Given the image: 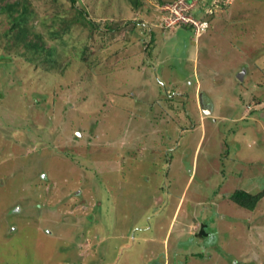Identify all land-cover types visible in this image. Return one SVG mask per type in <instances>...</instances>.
Listing matches in <instances>:
<instances>
[{
	"label": "rangeland",
	"instance_id": "374dc122",
	"mask_svg": "<svg viewBox=\"0 0 264 264\" xmlns=\"http://www.w3.org/2000/svg\"><path fill=\"white\" fill-rule=\"evenodd\" d=\"M174 1L0 0V264H264V0Z\"/></svg>",
	"mask_w": 264,
	"mask_h": 264
},
{
	"label": "trees",
	"instance_id": "16d2710c",
	"mask_svg": "<svg viewBox=\"0 0 264 264\" xmlns=\"http://www.w3.org/2000/svg\"><path fill=\"white\" fill-rule=\"evenodd\" d=\"M12 6H13V4H9V6H7V4L3 5L0 8V12H3V11H6L7 9H10V8H12ZM22 7H23V10L21 11V13L17 17L15 16L14 18H12V20L16 21V23L19 22L18 26H20L19 25L20 23L23 24V22L25 21V6L22 5ZM119 24H120L119 21H113L109 27L111 30H114V29L118 28ZM23 32H25V30L19 29L16 37L19 36V34H22ZM32 46H34V45H32ZM49 55H51L50 51H49ZM259 196H260V193L252 194V193H250L246 190H243V189H236L233 192L231 198L238 205H240L242 207L251 208L259 200Z\"/></svg>",
	"mask_w": 264,
	"mask_h": 264
},
{
	"label": "built area",
	"instance_id": "2783aa9c",
	"mask_svg": "<svg viewBox=\"0 0 264 264\" xmlns=\"http://www.w3.org/2000/svg\"><path fill=\"white\" fill-rule=\"evenodd\" d=\"M217 1L221 3H227L226 0ZM196 2L197 0H175L171 5H167V7H169L168 9L170 10L169 14L170 16L172 14L175 17L176 21L181 18L183 22H186V24L192 25L194 27V30H198L200 27H204V25H206V22L204 20L199 21L193 18L192 10L198 5ZM172 22H175V20H171L169 23Z\"/></svg>",
	"mask_w": 264,
	"mask_h": 264
},
{
	"label": "clouds",
	"instance_id": "9594fccd",
	"mask_svg": "<svg viewBox=\"0 0 264 264\" xmlns=\"http://www.w3.org/2000/svg\"><path fill=\"white\" fill-rule=\"evenodd\" d=\"M193 27V26H192Z\"/></svg>",
	"mask_w": 264,
	"mask_h": 264
}]
</instances>
